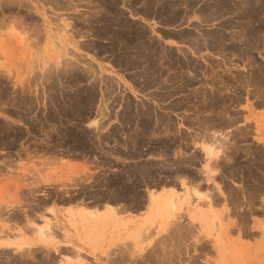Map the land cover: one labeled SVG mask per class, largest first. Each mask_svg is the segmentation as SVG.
<instances>
[{
  "label": "rangeland",
  "instance_id": "rangeland-1",
  "mask_svg": "<svg viewBox=\"0 0 264 264\" xmlns=\"http://www.w3.org/2000/svg\"><path fill=\"white\" fill-rule=\"evenodd\" d=\"M121 1L118 13L117 1L0 0V264H51L34 240L49 244L61 227L50 206L74 202L110 210L91 218L103 246L82 264H264L258 229L217 261L226 249L212 209L214 195L226 206L228 182L229 206L264 222V0ZM183 112L201 128L232 125V141L212 133L193 146L170 116ZM201 150L223 159L209 187L147 217L148 191L201 180L189 168ZM112 207L129 219L117 231Z\"/></svg>",
  "mask_w": 264,
  "mask_h": 264
},
{
  "label": "crops",
  "instance_id": "crops-1",
  "mask_svg": "<svg viewBox=\"0 0 264 264\" xmlns=\"http://www.w3.org/2000/svg\"><path fill=\"white\" fill-rule=\"evenodd\" d=\"M107 1H117V10L118 13L121 10V0H107ZM57 18L54 17L53 20H49V35L50 39L57 40ZM25 31V30H24ZM29 32H26V39H29L30 41L33 39L31 37V34H28ZM25 39V38H24ZM35 44L32 43V46ZM39 48L37 50V54L41 56ZM44 52V51H43ZM101 65H105L103 61L99 62ZM170 116L174 119H176L179 124L182 123V128L179 129L180 135H189L192 141L197 145L204 144L206 146L209 145V143L213 141H217V138L214 139L213 135H217L219 137H223L225 140H229V142L232 141L233 136V129L232 125L230 128H221L217 126H211L207 128H201L199 126V117L195 113H172ZM220 142L221 139H219ZM203 155V159L197 163L195 166H190L189 168L191 170H194V173L197 176L201 177V180L194 181L192 177L188 175H178L174 178L175 186L170 185L167 187H164L159 190H151L148 191L146 194L147 197V207L144 211V214L149 217L154 214L158 213L157 207L155 206L159 202L168 203L170 200L175 199L176 197H182L188 196L192 198V192H200L201 186L203 185L205 188L206 186L209 187V183L211 184V180H208L206 178L211 172L213 168H219L220 163L223 159L219 158L218 160L209 161L207 156H205L204 152L200 151ZM227 150L225 152V158H224V164L227 166L229 164V157L227 156ZM77 164L80 165L82 162L79 161H73V160H64L60 165L63 167L71 166L72 168H77ZM233 161H230V165L228 167V171H225L226 174L230 176V180L233 178ZM215 175V174H214ZM212 175L213 178L215 176ZM212 178V179H213ZM215 182V181H213ZM233 183V182H231ZM212 188L215 191V188ZM234 190L232 184H229L228 182L225 183V204L226 206H222L223 203L216 204L217 201V195H214L212 197V200L214 202V206H212V209L214 210L215 215H221V220H223L219 225L220 229L224 232V243L221 244V247L225 248L226 251L224 254H219L217 257V261H221L225 256V261L232 255V252L235 248L236 242L241 238L243 239V236H247L248 232L250 230H261L262 234L260 235V243L264 242V222H260L255 220L254 218H257L260 220V217H254V209H234L233 206H229V197L228 193ZM228 194V195H227ZM51 211L54 213L56 218L60 221L61 227L59 230L56 228L53 230L55 237L50 241L49 244L39 243L37 240H34L33 248L36 249V252H39L41 256H48L51 258V264H82L85 262H90L89 255L94 256L97 250L103 246L102 240L98 237L99 232L103 230V226L99 225V222L91 221L92 217H98L103 218L107 214H109L110 210L109 208H95V207H89L86 204L82 203H67L65 205H52L50 206ZM209 210L207 208L203 209L202 214H205V211ZM112 211L114 215H116V221L113 224V230H120L122 226H127L129 220L128 218L123 217L121 218V208L120 207H112ZM185 209H183V214L181 218H184V212ZM260 211V210H259ZM69 214H72L75 218V224L69 223V221L66 220ZM141 215H136L135 217H140ZM243 217L246 218L247 222H241V221H233L234 218L242 219ZM69 218V217H68ZM53 218H51L52 220ZM66 220V221H65ZM84 220H87L88 222H84ZM123 220V223H122ZM126 220V221H125ZM73 225V226H71ZM63 229V231H61ZM44 260H40V264H44ZM260 261L263 262L264 260L262 257H260ZM113 264H120V260L117 258L113 259Z\"/></svg>",
  "mask_w": 264,
  "mask_h": 264
},
{
  "label": "trees",
  "instance_id": "trees-1",
  "mask_svg": "<svg viewBox=\"0 0 264 264\" xmlns=\"http://www.w3.org/2000/svg\"><path fill=\"white\" fill-rule=\"evenodd\" d=\"M157 20L159 21V23H162V24L165 23V20H163V19H157Z\"/></svg>",
  "mask_w": 264,
  "mask_h": 264
}]
</instances>
